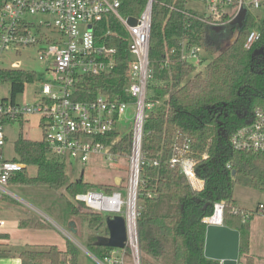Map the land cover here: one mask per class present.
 Wrapping results in <instances>:
<instances>
[{"label": "trees", "instance_id": "16d2710c", "mask_svg": "<svg viewBox=\"0 0 264 264\" xmlns=\"http://www.w3.org/2000/svg\"><path fill=\"white\" fill-rule=\"evenodd\" d=\"M190 1H153L149 52L153 79L148 100L156 106L147 113L144 123L145 164L137 197L140 260L141 264H221L205 255L208 225L203 219L213 213L217 201L225 200L224 225L240 232L239 262L255 264L250 251L251 221L256 214L243 218L241 210L248 209L234 205V189L241 185L264 191V152L234 150L230 136L248 121L254 108H264V18L248 10L244 26L239 29L228 23L237 9L236 0L233 4L204 0L208 13L190 8ZM145 4L146 0H122L120 10L137 17ZM213 21L226 23V28L216 29ZM255 27L261 37L246 48L248 34ZM95 33L99 43L117 49V65L111 72L87 75L79 81L76 100L92 101L99 94L116 97L130 79L132 56L125 26L110 15L95 24ZM183 45L200 47L199 60H183ZM2 79L9 82L14 96L38 76L17 68L4 70ZM99 139L114 141L113 150L126 155L131 149L132 132L122 136L114 130ZM187 139L191 143L189 154L197 160V175L204 180L201 190L194 189L186 176L169 163L174 145H182ZM14 147L13 159L26 167L11 179L12 184L65 189L72 199L94 188L108 193L117 189L114 184L89 182L83 175L73 178L70 161L52 155L45 140L34 141L21 135ZM155 159H159L158 165L152 163ZM31 165L38 169L34 177L27 170ZM72 199L68 200L69 219L87 223L91 231L109 234L102 213L88 207L84 211ZM81 205L86 207L83 202ZM233 208L240 210L236 213ZM29 223L27 219L21 224ZM34 225L41 228L44 224L37 220ZM97 233H90L87 244L104 260L114 248L103 245ZM12 252L10 246L1 244L0 255ZM19 257L22 264H78L79 247L67 239L64 251L52 244L26 246L19 251Z\"/></svg>", "mask_w": 264, "mask_h": 264}, {"label": "built area", "instance_id": "2783aa9c", "mask_svg": "<svg viewBox=\"0 0 264 264\" xmlns=\"http://www.w3.org/2000/svg\"><path fill=\"white\" fill-rule=\"evenodd\" d=\"M153 1L146 4L137 16L135 25L128 23L129 17L122 14V0H0V84L2 72L6 69H22L18 64L4 66L3 54L8 51L47 43L41 52L52 58L49 72L50 82H43L37 101L24 98L19 101L18 95L27 94L28 85L38 81L27 82L24 90L14 96H0V204L5 198H13L15 194L9 189L11 179L26 165L13 157L5 156L8 143L6 127L14 123L30 122L32 116L39 117L44 138L52 155L68 159L73 164L86 166L91 160H116L121 154L113 150L112 143L101 141V136L118 130V123L133 103L136 107L132 128V141L129 157V175L127 178L128 192L124 199L119 187L108 193L103 189H90L78 194V201L89 209L108 213V216L122 215L127 226L126 248L114 249L104 260L97 258L101 264H125L126 250H129L135 264H141V254L137 228V197L140 176L145 159L142 151L144 123L146 115L153 110L156 103L148 100L150 84L153 79L150 67V36L152 26ZM234 0H227L233 4ZM264 0H237L236 15L242 5L248 10L262 7ZM213 2L211 9H215ZM37 14L47 19L35 21ZM110 15L115 16L129 34V51L132 56L129 70V81L123 93L116 97L99 94L92 101L75 99L77 84L87 75H100L111 72L115 66L117 49L99 43L95 33V24ZM234 15V14H233ZM213 26L226 23L213 21ZM261 37L258 28H252L245 42L251 48ZM202 49L198 46L183 45V60L198 61ZM39 78V77H38ZM120 134V133H119ZM121 135V134H120ZM230 145L234 150L264 152V108H254L248 121L234 130L230 136ZM190 140L182 145L175 144L169 159L172 167H176L196 189L204 188V180L196 172L197 160L189 152ZM159 159L152 161L159 164ZM121 187V186H120ZM227 203L225 200L214 204V211L203 221L209 224L224 225V214ZM239 212V208H233ZM244 219L251 215L264 216V202H259L254 209L241 210ZM107 217V216H106ZM7 221L0 218V232Z\"/></svg>", "mask_w": 264, "mask_h": 264}, {"label": "rangeland", "instance_id": "374dc122", "mask_svg": "<svg viewBox=\"0 0 264 264\" xmlns=\"http://www.w3.org/2000/svg\"><path fill=\"white\" fill-rule=\"evenodd\" d=\"M237 1V0H236ZM264 3V2H263ZM190 8L201 13L207 12L204 2L201 0H191ZM254 14L260 19L264 18V8L251 9ZM43 14H37L32 19L39 21L47 19ZM256 28V27H255ZM47 46V43H40L35 46L8 51L3 54V65L11 66L18 64L20 68L37 73L38 81L28 85L27 94L18 95V100L26 99L37 101L39 92L43 82H50L52 76L49 72V67L52 65V58L46 57L41 52V47ZM205 55V54H204ZM206 56V55H205ZM203 68V67H201ZM200 68V69H201ZM10 84L3 81L0 84V96H10ZM134 103V102H133ZM131 103L127 111L122 116L118 123L119 133L123 136L130 133L134 124L136 112L135 105ZM8 143L5 147V156L12 158L15 156V142L22 135L25 138L41 141L44 138L42 128L39 125V117L32 116L30 122L22 124L14 123V125L6 127ZM73 178H78L83 175L84 179L94 184H114L121 189L124 199L127 198V178L129 175V157L128 155L119 156L116 160H91L86 166L73 164ZM28 173L34 177L37 175L38 169L36 166H27ZM122 178L121 183H117L115 178ZM118 181V179H117ZM121 186V187H120ZM9 189L15 194V197L5 198L1 202L0 210L5 209L4 218L21 229L16 236H12L11 249L19 250L27 246H44L46 243H53L61 249H66L67 239L73 241L79 247L78 264H101L97 260L96 254L89 248L87 237L91 231L87 223L76 222L72 218H68L69 204L68 200L72 197L65 189L55 190L45 185L35 184H11ZM76 205L86 211V207H82L81 202L77 197L72 199ZM259 202H264V191L237 185L234 189V205L242 209H254ZM7 208V209H6ZM89 210V208H88ZM103 216H108V213H102ZM30 219V227L22 228L19 226L20 219ZM41 220L43 227H57L49 229H39L34 223ZM73 223V226H71ZM75 228L74 230L71 228ZM36 228V229H35ZM264 217L255 215L251 221V255L255 258V264H264ZM99 237L108 236L105 231L97 233ZM10 241V240H9ZM27 242V243H26ZM32 242L33 244L29 243ZM29 243V244H28ZM48 264V263H45ZM125 264H135L129 250H126Z\"/></svg>", "mask_w": 264, "mask_h": 264}, {"label": "water", "instance_id": "95a60500", "mask_svg": "<svg viewBox=\"0 0 264 264\" xmlns=\"http://www.w3.org/2000/svg\"><path fill=\"white\" fill-rule=\"evenodd\" d=\"M247 14L248 8L242 5L231 24L238 25V28L241 29L244 26ZM137 22V17H129L128 23L130 25H135ZM233 174H235V171H233ZM121 181L122 178H116L117 183H121ZM106 226L109 232L108 236L99 238L103 245L114 249L126 248L127 226L125 218L122 215L107 216ZM71 229L74 230V227ZM205 255L219 260L221 264H242L239 262L240 232L226 225L209 224L206 232Z\"/></svg>", "mask_w": 264, "mask_h": 264}, {"label": "crops", "instance_id": "0c3cea01", "mask_svg": "<svg viewBox=\"0 0 264 264\" xmlns=\"http://www.w3.org/2000/svg\"><path fill=\"white\" fill-rule=\"evenodd\" d=\"M201 1H203L204 2V0H201ZM209 3V2H208ZM204 5H205V8L207 9V12L206 13H208L209 12V8L207 7V3L206 2H204ZM229 8V10L231 11H233V5H232V7H231V5L228 7ZM236 17V11L234 12V15H233V17L231 18V20L228 22V23H230L231 24V21L234 19ZM232 25V24H231ZM216 29H218V30H222V29H224V28H226V24L225 25H223V26H216L215 27ZM115 181H116V178H115ZM0 208H1V204H0ZM7 209V208H6ZM5 212H6V210L5 209H3V210H0V218H2V219H5L4 218V215L3 214H5ZM262 216V215H261ZM264 217V216H263ZM6 220V219H5ZM23 220H27V219H25V218H22V219H20V222H19V226H21L22 228H27V227H30L31 225H26V226H23L21 223H22V221ZM7 221V220H6ZM11 222H9V221H7V224H6V226H5V228H3V230L0 232V234L1 235H3V236H1L0 237V247H1V244H5V245H8V246H11V245H13L12 243H11V240H12V236L14 235V236H16L17 235V233L18 232H20L21 233V229H19V228H17L15 225H13V224H10ZM71 225H73L72 223H71ZM51 228H57V227H55V226H53V227H41V228H39V229H51ZM36 229V228H35ZM75 229V228H74ZM52 230V229H51ZM263 233H264V229H263ZM10 240V241H9ZM251 240H252V236H251ZM27 243V242H26ZM29 243H31V244H33L32 242H29ZM28 243V244H29ZM48 244H52V245H56V244H53V243H48ZM47 243L45 244V245H48ZM27 246V245H26ZM25 246V247H26ZM56 246H58V245H56ZM25 247H23V248H25ZM22 248V249H23ZM58 248H59V246H58ZM22 249H19V250H13L14 252H12L11 254H9V255H7V256H3V255H0V264H22V260L20 259V257H19V251H21ZM60 250H62V251H64L65 249H61V248H59ZM250 253H251V251H250ZM252 254V253H251Z\"/></svg>", "mask_w": 264, "mask_h": 264}, {"label": "flooded vegetation", "instance_id": "af4514ba", "mask_svg": "<svg viewBox=\"0 0 264 264\" xmlns=\"http://www.w3.org/2000/svg\"><path fill=\"white\" fill-rule=\"evenodd\" d=\"M100 238V237H99Z\"/></svg>", "mask_w": 264, "mask_h": 264}]
</instances>
